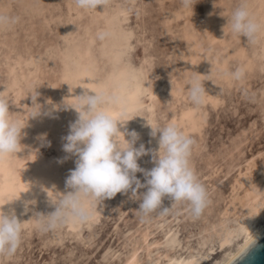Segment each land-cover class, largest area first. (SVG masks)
Segmentation results:
<instances>
[{
    "label": "rangeland",
    "instance_id": "1",
    "mask_svg": "<svg viewBox=\"0 0 264 264\" xmlns=\"http://www.w3.org/2000/svg\"><path fill=\"white\" fill-rule=\"evenodd\" d=\"M243 2L264 23V0H198L193 13L181 0H109L95 10L76 0H0V13L19 17L0 27V96L25 126L21 151L0 160V211L14 213L22 228L16 253L0 256V264H127L138 249L142 264L199 253H208L200 264H215L225 230L246 218L238 210L247 188L237 183L240 172L252 173L264 189V31L256 43L232 31L231 16ZM100 32L109 35L100 40ZM195 76L206 89L201 105L189 98ZM85 88L121 97L105 108L116 118L127 109L121 131L138 133L134 147L148 150L137 160L145 170L159 151L160 133L151 136L149 124H175L194 139L191 164L209 194L198 218L187 202L167 196V214L144 216V187L136 197L129 190L90 199L86 222L41 228L40 217L70 191L65 182L77 156L63 145L78 114L65 105ZM36 93L41 115L31 117ZM136 176L145 182L143 172Z\"/></svg>",
    "mask_w": 264,
    "mask_h": 264
},
{
    "label": "clouds",
    "instance_id": "2",
    "mask_svg": "<svg viewBox=\"0 0 264 264\" xmlns=\"http://www.w3.org/2000/svg\"><path fill=\"white\" fill-rule=\"evenodd\" d=\"M197 2L198 0H181V5L193 13ZM108 3L109 0H76L77 6L85 10L104 8ZM18 21L19 17L0 13V27L12 26ZM231 28L235 34L256 43L258 34L264 31V23L257 21L250 13L247 3L243 2L231 16ZM108 35L107 32H100L98 39L104 40ZM233 76L239 80L243 76V70L237 69ZM188 86L191 102L195 105L203 104L206 89L199 76L193 77ZM92 92L94 94H89L88 88H85L82 95L76 96V103L65 105L66 108L75 109L78 114L75 122L70 124V132L64 137L66 143L63 145L65 152L77 156L76 167L70 170L65 182L70 191L60 196L58 202H53L54 211L40 217L41 228L44 231H55L69 220L86 222L93 215L87 206L90 199L101 202L115 197L117 193H128L129 190L136 197L137 190L144 187H147V191L141 195L139 204V211L144 216L157 210L161 214H167L169 208L161 207L163 198L167 196L173 203L187 202L192 215L198 218L209 203V194L191 164L194 139L175 124L165 127H153L149 124L151 136L155 137L160 133L159 151L154 157L155 166L145 170L137 160L148 154V150L143 144L139 148L134 147L139 139L138 133L135 130L121 131V126L130 120L123 119L128 114L127 109H122L121 118H116L105 108L106 105L120 104L121 97L104 91ZM37 95H31L32 105L38 106L31 117L41 115ZM24 127L18 120L11 118L9 102L0 96V160L21 151ZM126 135L130 139H126ZM137 172L144 173V183L137 178ZM21 233V222L16 215L0 211V256H12L16 253L22 242ZM252 243L254 239L250 244ZM245 252L227 259L225 264H235Z\"/></svg>",
    "mask_w": 264,
    "mask_h": 264
},
{
    "label": "bare ground",
    "instance_id": "3",
    "mask_svg": "<svg viewBox=\"0 0 264 264\" xmlns=\"http://www.w3.org/2000/svg\"><path fill=\"white\" fill-rule=\"evenodd\" d=\"M188 115L192 116V113H188ZM261 179L264 180V174ZM237 183L241 187L247 185L245 194H243L240 200L241 205L238 208L239 211L246 213V218L237 227H231L225 230L220 242V247L225 251L216 260L215 264H225L227 259L235 257L264 230V200H261L264 189L260 187V179L254 177L250 172H240ZM138 250L133 251L127 264H142L139 259ZM207 257L208 253L191 254L188 256L174 254L169 256L167 261L162 264H200Z\"/></svg>",
    "mask_w": 264,
    "mask_h": 264
},
{
    "label": "water",
    "instance_id": "4",
    "mask_svg": "<svg viewBox=\"0 0 264 264\" xmlns=\"http://www.w3.org/2000/svg\"><path fill=\"white\" fill-rule=\"evenodd\" d=\"M250 243L236 255L247 250L235 264H264V230L254 239V243Z\"/></svg>",
    "mask_w": 264,
    "mask_h": 264
}]
</instances>
